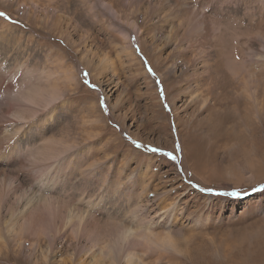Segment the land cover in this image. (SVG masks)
Masks as SVG:
<instances>
[{
	"label": "rangeland",
	"instance_id": "obj_1",
	"mask_svg": "<svg viewBox=\"0 0 264 264\" xmlns=\"http://www.w3.org/2000/svg\"><path fill=\"white\" fill-rule=\"evenodd\" d=\"M9 1L0 0V12L8 17H0V264H97L91 240L83 237L74 245L75 222L63 227L66 220L84 212L94 234L112 222L134 227L146 200L158 222L161 208L175 202L174 218L164 222L179 241L186 239V250L200 264H264V66L250 57L264 43L252 41L251 50L247 45L249 36L264 32V0H136L138 11L126 10L119 0H91L97 16L70 13L87 11V0ZM176 1L198 20L205 15L211 31L181 39L186 16ZM107 3L116 15L104 9ZM164 3L166 10L151 13ZM194 54L196 68L186 63ZM229 61L243 62L242 77L232 78ZM84 72L96 88L84 83ZM249 72L257 80L255 105L243 91ZM217 78L230 82L226 116L235 120L216 124L212 113L199 115V106L183 111L197 85L205 92ZM53 89L60 97L43 109ZM17 111L24 122L16 119ZM40 116L46 120L36 125ZM60 143L73 147L63 153ZM155 193L168 198L160 201ZM31 213L55 223L52 251L43 235L16 234ZM135 250L146 264L157 255Z\"/></svg>",
	"mask_w": 264,
	"mask_h": 264
},
{
	"label": "bare ground",
	"instance_id": "obj_2",
	"mask_svg": "<svg viewBox=\"0 0 264 264\" xmlns=\"http://www.w3.org/2000/svg\"><path fill=\"white\" fill-rule=\"evenodd\" d=\"M4 1H6L7 4H11V2L9 0H4ZM90 1L91 0H87V2H90ZM98 1L101 2L102 0H98ZM119 2H121L122 5L124 6V8H126V10H128V11H138L137 10L138 8L135 9V7L138 4L136 2V0H119ZM101 4H102V2H101ZM175 4L180 9L182 14L184 16H186L185 17V24L184 23L182 24L184 29H183V32L181 34V39H187L189 37L194 36L195 34H198L199 32H201V30L203 28H206L207 33H209L211 31V27L209 26L210 23H208L207 20L204 18V17H206L205 15H202L204 17L201 18V19L199 18V20H198L197 19L198 18L197 15H195L193 12L189 11L188 6H186L184 3L176 1ZM165 5H166L165 3L163 5H161V4H159L158 6L155 5V7L153 8L151 13L153 14V13H157V11L163 10V8H164L163 6H165ZM21 6H22V4H19L16 7L17 8L19 7V9H20ZM102 6L104 7V9H106L108 12H110L111 15L114 16V15L117 14V11H116L115 8H113L112 3L103 4ZM59 8H57V9H59ZM57 9H55V10H57ZM167 10H168V8H167ZM58 11H60V10H58ZM70 11H71L70 13H77L79 15H85V14L89 15V14H91L92 16H97V13L98 14L100 13V11L97 10L96 5H93V3H91V2H90V5L88 6V10L87 11H80L79 12L76 9H71ZM167 12L168 11H166V13ZM163 19H167V16L163 15ZM262 20H263V18L260 17L259 18L260 23L258 24V26L261 25V23H262L261 21ZM129 26H131V27H133L135 29L137 27V24H136L135 21L131 20L129 22ZM212 32H214V31H212ZM175 34H176V32L174 33V35ZM168 37L170 38V35H168ZM256 39H258L259 41L262 40L261 44H262V42L264 43V32H261V31L257 30L253 35L248 37L247 45L249 46V48L251 46L254 47L253 44H251V43H252V41H254ZM262 45H264V44H262ZM174 47L176 49V53L177 54H181L184 51L182 46L176 45ZM251 48H250V50H251ZM262 48H264V46H262ZM255 50H256L255 48L254 49L252 48V51H250V57L251 56L253 58L255 57L254 60L257 58L256 60L260 61L263 64V66H264V49L263 50H259L258 49L259 51L258 50L255 51ZM248 54H249V52H248ZM197 56H196V54H194L193 58H191V60L186 62V63H190V64L193 65L194 68H196L197 59H198ZM253 58H252V60H253ZM252 60H251V62H252ZM99 61L101 62V65L103 67L106 66L105 65V61H107V58L105 57V55H103V57H101ZM229 62H230V64L226 65V69L231 74L232 78L233 77L234 78H238L241 75L243 76L244 70H245L244 66H243V62H242V64H240V62L239 63H234V62L232 63L231 61H229ZM260 66H262V65H260ZM103 67H102V69H103ZM206 68H208V66H205L204 69H206ZM207 70L208 69H206V71ZM168 71L171 73L170 75H172L174 77L175 69L173 68V66L169 67ZM215 73H216V71H215ZM158 76H160V74ZM209 77H211V76H209ZM164 79H165V77H162V82H161L162 84L161 85H165V84H163V83H165ZM173 79H176V78L174 77ZM201 82H203V81H201ZM242 82H243V91H245V93L247 94L246 96L248 97V99L250 101H252L254 103V105H255V103H256V85H257V80L254 78L253 73L249 72L247 74V76L243 78ZM195 85H197V84H195ZM199 85H197L196 89L194 90L195 91L194 92V94H195L194 95V99L191 101V103L187 104L183 108V111L187 110L191 106H195V107L199 106V108H200L199 115H201L202 112H205V111L209 112V114L212 113L213 120H212V118H211V120L214 121V122H217L216 124H218L219 122H221L223 124V121L228 123V122H230L232 120H235V115L234 114L233 115L231 114L230 116H226L227 114H229V112L227 111L228 110V102H229V100H225V99H228L227 95H228L229 90L227 88L230 85L229 81H223V80L217 78L216 80H214L213 83H209L208 84L209 86H206L205 92L200 90L202 85H200V86ZM58 97H60V96L57 95V90L56 89H53L51 92H49L47 94L48 101L45 102V106L43 107V109L46 107V105H48L51 101L55 100ZM40 99H42V98H40ZM31 100L33 101L34 99H30V101ZM223 100H225V101H223ZM27 101H28V99H27ZM32 103H34V102H32ZM172 103H173L172 101L169 102V104H171V105H172ZM217 108H222L223 111H221L222 109L219 111V109H217ZM196 110H197V108H196ZM234 113L236 115L238 114L236 112H234ZM16 114H15L16 115V119H18L20 121V123L24 122L25 117L23 116V112L22 111H17ZM205 117H208V116H205ZM199 120L200 119H197V121H199ZM12 122H14V121H12ZM193 125L195 126L194 122L192 121V123L187 126L186 129H187L188 134L190 133V130L193 127ZM5 127L6 126H4V128ZM217 130L221 131L219 129H217ZM13 134H15V133H13ZM186 137H188V136H186ZM222 137L223 136H221V138ZM11 138H13V136L10 137V139ZM179 139H180V137H179ZM51 143L53 144L54 142H51ZM181 144H182L183 147H185V145L182 142V140H181ZM60 146L63 148V150L61 151L63 153H66L67 149L69 150L71 147H73L72 145L71 146L64 145V143H60ZM180 150H181V148H180ZM17 154L20 156L19 152ZM185 158H186V153L181 155V159L185 160ZM154 196H155V199L158 198V200H160V201L165 200V199L168 198V194L167 193H162V194L155 193ZM160 201H159V203H160ZM151 206H152V202L150 203L149 200H146V205L141 207V209H140L141 211L139 210L138 216H135V217L133 216L134 218L132 219V222H135V226L134 227L133 226H125L123 224H119L118 222H112V223L104 224V226L100 227V229L97 232L95 231V233H97V234H94L93 232L89 231V229H88L89 226H87V225L90 222V220L87 218V214H85V215L83 214L84 212H78L77 214L72 215L71 217H69L66 220L65 223L63 222L65 224L63 227H69V226L71 227L72 225H74V228L71 231L72 235H73V237L75 239V244L74 245H78V241L80 240V238H83V237H85V239L87 241L91 240V244L90 245L94 246L97 249V253L94 256V261L97 264H119L120 259H122V258L124 260V264H134V262H136L137 264H146L144 262V260L142 259L141 255L135 250L136 247H141L142 248V255H145V254H147L148 252H151V251L152 252H156L157 255H156L155 259L153 260L152 264H160V262H162L163 259L166 260L167 264H200L199 262L201 260H198L196 258V255H194L195 253L192 254L191 251L186 250V239L184 238V240L179 241L177 236H175L177 234L173 233L171 228H170V226H171L170 222L169 223L164 222V220L165 221H167V220L170 221V220H172L174 218L175 212H176V204H175V202H170L168 204L167 208L166 207L165 208H161L163 210V212L159 216H161V218L164 217L163 220H162L163 222L162 221L158 222L157 220H153L154 215L150 216L149 211H148V208H150ZM136 207H133V209L136 208ZM156 212H154V214ZM43 217H44V215L42 216L41 213H37V214H35V213L32 214L31 213V216H30L26 226L19 227L16 234L20 235V234H24V233H30L34 237L43 235V237L45 236V238L47 239V243L49 245V250L52 251L54 249V247H55V241H56L55 240V236L57 235V234H55L56 233V225H55V223L53 221H51V224H47L44 221ZM50 220H53V216H52V218H50ZM109 222H111V221H109ZM72 223H74V224H72ZM70 224H72V225H70ZM161 226H164L166 230L163 231L162 233H160L159 231L155 230L157 227H161ZM20 236H18V237H20ZM22 237H24V236H22ZM1 239H2V237H1ZM36 243H38V242H36V240H34V242L32 243V246H34ZM16 244H18L20 247H22L21 242L17 241ZM169 245H171V247ZM77 249H78V246H77ZM22 250H23V248H22ZM169 252H173L177 256H179V258L177 257L178 260L177 259H171L173 257L168 255ZM42 259L44 261H47L46 260V255H44Z\"/></svg>",
	"mask_w": 264,
	"mask_h": 264
},
{
	"label": "snow or ice",
	"instance_id": "obj_3",
	"mask_svg": "<svg viewBox=\"0 0 264 264\" xmlns=\"http://www.w3.org/2000/svg\"><path fill=\"white\" fill-rule=\"evenodd\" d=\"M0 17L8 18V17L6 16V13H4V12H0ZM137 51H139L138 48H137ZM145 63H147V61H145ZM148 71H149L152 75H155V73L153 72V70H152V68H151L150 66L148 67ZM88 75H89L88 72H84V73H83V76L85 77L84 83H85L86 85H88L89 87H91V88H96V85L91 84L90 81L87 79ZM156 83L159 84L160 82H159V81H156ZM161 95H163V91H162V89H161ZM99 103H100V106L103 107V108L105 109V112H106V111H107V107H106V105L104 104V100H103V98L100 99ZM165 107L167 108V105H165ZM45 120H46V116H40L39 119H36V120H35V124H36V125H40V124L43 123ZM133 143H134V144L136 145V147H138V148L142 146V145H140V144H139L138 142H136V141H133ZM149 151H152V152H160L161 149H159V148H154V147H149ZM164 155H167V156H168L170 159H172V160H175V159H176V157H175L172 153H164ZM261 188H264V185H262ZM208 191H211V190H208ZM253 191H256V189H253ZM169 246L171 247V245H169Z\"/></svg>",
	"mask_w": 264,
	"mask_h": 264
}]
</instances>
